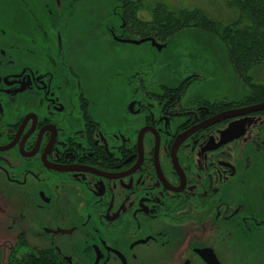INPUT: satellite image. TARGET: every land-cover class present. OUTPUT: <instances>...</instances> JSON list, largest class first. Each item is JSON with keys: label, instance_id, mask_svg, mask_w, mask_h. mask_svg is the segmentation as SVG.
Masks as SVG:
<instances>
[{"label": "flooded vegetation", "instance_id": "1", "mask_svg": "<svg viewBox=\"0 0 264 264\" xmlns=\"http://www.w3.org/2000/svg\"><path fill=\"white\" fill-rule=\"evenodd\" d=\"M19 1L23 9L13 1L11 11L0 9L4 182L23 187L34 180L44 197L40 208L50 205L56 214L73 216L69 228L44 230L51 231L46 234L52 242L81 235L83 264H122V258L129 264L141 259L139 246H153L158 264H207L211 256L224 264L219 244L195 238L191 226L218 200L220 177L233 174L221 160L223 147L246 142L264 152V110L217 118L264 101L247 104L245 93L238 100H188L187 88L199 76L186 74L165 85L152 75L146 82L141 62L128 71L110 65L101 78L88 76L82 66L87 79L71 67L62 48L70 39L61 36L58 22L47 11H31L32 0ZM123 12L110 38L140 41ZM136 14L141 21V9ZM227 129L230 135L221 138ZM228 219L264 238L263 216ZM58 230L70 235L53 233ZM48 248L63 264L75 263L73 256Z\"/></svg>", "mask_w": 264, "mask_h": 264}, {"label": "rangeland", "instance_id": "2", "mask_svg": "<svg viewBox=\"0 0 264 264\" xmlns=\"http://www.w3.org/2000/svg\"><path fill=\"white\" fill-rule=\"evenodd\" d=\"M11 1L17 10L23 9L19 0H0V9L11 11ZM121 0H32L31 11L50 14L59 32L69 43L63 51L71 57L75 72H87L101 78L105 69L118 65L130 70L141 65L146 82L156 75L157 83L174 84L179 76L194 73L200 77L186 91L188 100L240 99L244 93L228 63L223 45L214 36L199 29L179 31L156 50L149 42L138 45L121 44L110 38L111 27L120 25ZM146 11L162 2L171 9H201L215 21L226 20L236 12L226 9L220 0H143ZM46 13V14H47ZM147 13L141 11V15ZM219 22V21H218ZM67 42V41H66ZM66 48V49H65ZM70 53V54H69ZM138 65V66H139ZM113 71L109 72V75ZM64 79L69 80L67 75ZM88 79V78H87ZM116 93L113 94L115 97ZM115 101V99H114ZM221 160L233 167V174L224 173L219 179L216 202L199 214L191 226V234L219 244V256L224 264H264V238L256 231L246 232L245 226L229 220L230 216L264 217V152L252 144L235 142L222 149ZM34 182V183H33ZM34 180L27 179L23 187L9 186L0 176V264L12 253L18 255L26 245L36 248L56 247L62 254L73 256L74 264H83L86 256L81 235L55 239L44 229L74 224L73 216L56 214L49 205L40 208V189ZM39 185V184H38ZM244 227V228H243ZM84 237V236H82ZM25 239V242H20ZM89 244V243H88ZM141 259L129 264H158L153 246H139ZM111 264H118L112 261Z\"/></svg>", "mask_w": 264, "mask_h": 264}, {"label": "trees", "instance_id": "3", "mask_svg": "<svg viewBox=\"0 0 264 264\" xmlns=\"http://www.w3.org/2000/svg\"><path fill=\"white\" fill-rule=\"evenodd\" d=\"M226 9L236 12L226 22L215 21L201 9H171L159 2L146 8L143 0H121L122 20L134 26L141 39L152 38L165 44L169 38L187 28L199 29L216 37L225 51L228 63L244 87L243 101H264V0H220ZM141 9V21L137 10ZM5 264H63L49 248L26 245L20 253H12Z\"/></svg>", "mask_w": 264, "mask_h": 264}, {"label": "water", "instance_id": "4", "mask_svg": "<svg viewBox=\"0 0 264 264\" xmlns=\"http://www.w3.org/2000/svg\"><path fill=\"white\" fill-rule=\"evenodd\" d=\"M144 42H149L151 44V46L154 47L158 51L161 50L162 48H164V46H165V44L156 43L152 38H145V39H141L140 41H130V43H132L134 45H138V44H141V43H144ZM262 110H264V102L263 103H259L257 105H253V106L247 107V108H242V109H240L238 111L222 114V115H220L218 117L219 119L217 118V120L219 121V120H222V119H227V118H231V117H235V116H245V115H248L250 113L258 112V111H262ZM228 131H230V130L227 129L222 134L221 138L223 136H225V137L229 136L230 133ZM243 133L241 132L237 136H240ZM42 196H43L42 194L39 195V197L41 199H44V197H42ZM44 231H45V233L46 232H51L50 230H44ZM53 233H60V234H68V235H70V231H64V230H58V231H55ZM145 242H146V240L138 241L136 243H145ZM198 255H200L204 259V252L203 251L198 252ZM206 258H207V262H206L207 264H217V262L215 261L213 256H211L210 258L209 257H206ZM122 260H123L122 264H125V261H124L123 258H122ZM6 262H4L2 264H5Z\"/></svg>", "mask_w": 264, "mask_h": 264}]
</instances>
